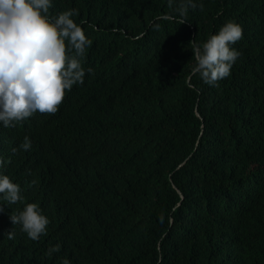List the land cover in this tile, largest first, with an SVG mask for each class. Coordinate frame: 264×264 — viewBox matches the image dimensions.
Returning a JSON list of instances; mask_svg holds the SVG:
<instances>
[{"label": "trees", "instance_id": "1", "mask_svg": "<svg viewBox=\"0 0 264 264\" xmlns=\"http://www.w3.org/2000/svg\"><path fill=\"white\" fill-rule=\"evenodd\" d=\"M195 2L182 18L181 0H52L78 10L93 73L55 115L0 124L23 197L0 196V264H264V0ZM229 21L240 56L210 86L189 42ZM28 203L49 220L38 241L9 219Z\"/></svg>", "mask_w": 264, "mask_h": 264}, {"label": "clouds", "instance_id": "2", "mask_svg": "<svg viewBox=\"0 0 264 264\" xmlns=\"http://www.w3.org/2000/svg\"><path fill=\"white\" fill-rule=\"evenodd\" d=\"M52 7V0H0V124L5 128L15 127L37 112L55 115L66 93L74 85H83L86 72L93 73L92 68L85 69L82 64L91 40L72 18L79 14L78 10L51 15ZM189 8L203 10V4L181 0L177 9L180 17H185ZM185 22L180 20L181 24ZM242 37V27L229 21L203 44L197 38L190 41L195 60L192 72L210 86L230 76L240 56L231 46ZM40 114L35 118L42 117ZM19 147L30 150V138L25 136ZM0 196L8 204L23 199L20 185L5 174H0ZM3 211L0 206V212ZM9 219L14 226L20 225L21 231L33 241L46 234L49 224L37 203L11 212ZM14 228L5 233L7 239L15 238ZM59 250V245L50 246L46 255L51 257ZM62 264L69 261L65 258Z\"/></svg>", "mask_w": 264, "mask_h": 264}]
</instances>
